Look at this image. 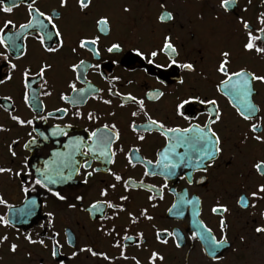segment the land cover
Masks as SVG:
<instances>
[{
	"label": "flooded vegetation",
	"instance_id": "obj_1",
	"mask_svg": "<svg viewBox=\"0 0 264 264\" xmlns=\"http://www.w3.org/2000/svg\"><path fill=\"white\" fill-rule=\"evenodd\" d=\"M29 2L31 0H4L6 5L15 3L17 6L11 13L0 11V27H3L4 21L12 20L16 26L12 31L18 30L20 24L30 19L27 8ZM161 4H165L166 9H162ZM35 7L48 14L58 13L55 22L64 43L63 47H59L56 39L46 40V45L59 48L53 53L46 52L34 38L33 30H28L33 35L17 42L21 52L26 50V54L21 55L18 60L15 56L19 53L13 52L10 55L17 68L13 70L7 62L0 60V79L5 80L4 84H0V126L9 129L6 132L0 131V167H10L13 172L24 168L25 172L32 173L31 176L22 177L0 174V195L14 205L15 209L24 208L26 201L33 199L38 205L30 216H13L14 227L0 225V236H8V241L0 244V264H136L137 260L140 264H150L149 258L154 251L164 256L162 262L157 260L155 264L260 262L264 256V234H257L254 229L264 226V216L261 215L264 213V199L253 201L251 193L259 184L264 183V177L256 174L252 168L254 162L264 160V144L253 140L241 143L244 134L248 132V122L239 118L229 98L222 90H217L221 76L216 72V67L221 51L227 50L231 53L232 70L245 68L257 75H264V53L247 52L243 49L246 33L239 23V18L243 17L253 30L264 27L258 21L260 14L264 13V0H236L235 6L227 13L219 8V0H92L91 7L83 11L79 9L77 0H68V6L64 8L60 7V0H36ZM125 7L131 10L125 12ZM165 10L172 12L176 19L160 23L157 17ZM101 17L109 20L106 32H101L96 23ZM48 30L52 31L51 27ZM254 34L258 33L254 31ZM96 36L100 38L96 45H88L84 49L78 47L80 39H93ZM165 36L172 37V42L179 51V61L192 63L195 72L176 66H164L168 63L164 53L155 58L149 55L162 46ZM112 43H119L121 51L108 53L107 48ZM260 46L264 47V44ZM74 47L77 48L75 53L72 52ZM89 49H98L100 55H93ZM136 49H140L144 56H137ZM149 59L153 63L150 64ZM80 60H85L86 65L98 64L99 67L85 66L73 72L71 65ZM45 63L52 67L41 79L36 73ZM26 68L30 69L28 89L23 86V71ZM8 75L12 77L11 80L7 79ZM77 75L80 79H76ZM113 77L119 79H112ZM181 79L183 84L179 83ZM44 80H47V84H44ZM71 83H75L78 89L83 88L84 92H72L69 88ZM109 89L124 96L131 93L138 99H143L148 116L171 127H187L189 122L202 125L207 122V115L213 108L212 105L196 102L185 105V115L189 117V121H185L175 115L174 111L175 104L180 99L192 95H198L201 99H215L223 113V123L218 127L222 140L226 141L224 153L207 174L193 172L192 168L176 169L174 175L167 180L168 187L163 189V200L149 201L150 193L144 189L125 192L121 182H116L103 169L111 168L124 180L143 181L159 188L165 183L162 175L144 176L143 173L146 167H151L146 165V161L158 158L157 153L163 150L166 140L156 128L145 130L147 118L143 113L131 116V112L138 109L135 103H125L121 96L110 94ZM155 90L162 91L165 95L158 101L148 100L146 93ZM25 91L29 92L30 103L41 105L39 113L24 103ZM45 92H50L51 95H44ZM61 95L75 98L76 102L61 100ZM98 96L110 99L112 103L104 104L96 98ZM5 97H11V100ZM252 98L260 107L259 115L264 122V84L255 82ZM122 103L124 107H120ZM57 109H67V113L58 112ZM76 112H80L81 116H75ZM89 112L100 119L89 121ZM48 113H52V116L46 121L37 119L31 126H20L10 118L11 114L27 120L37 114L47 116ZM132 122L137 126L136 132L130 127ZM105 123H115L120 131V139L113 145L116 150L114 164H105L103 158L93 160L92 168H100L101 171L87 178V184L83 182L85 170L81 169L70 181L52 185L54 191H61L69 198L67 201L57 200L39 186L32 190V181L38 175L36 169L43 170L46 162L50 168H55L56 165L51 161L57 158L52 153L73 152L70 139L83 137L87 140L90 131ZM57 124L62 127L71 125L66 128L68 136H51V131ZM29 132L36 138V143L25 148L24 145L31 139ZM39 132L49 138L44 140L38 135ZM137 135H143L144 140H139ZM13 141L16 143L13 144ZM9 145L17 153L16 157L11 156ZM121 148L122 152L119 151ZM137 148L139 152H131L136 165L132 167L127 157L132 149ZM75 159L82 161L84 157L76 153ZM189 172H193L197 181L203 176V182L189 185L186 179L180 178L186 177ZM109 183H116V189H109V195L101 197L100 189L107 187ZM22 187H29V192L24 193ZM185 189L189 196H199L202 203L197 218L210 227L217 238L220 237L221 217L211 213L210 209L217 202L229 209L224 216L229 225L227 232L230 246L217 250L222 257L219 261H213L204 253L201 241L190 238L194 230L191 206H182V217L167 211L176 202L177 194ZM78 194H83V201L73 199ZM120 195H128L129 200L119 201ZM240 195L247 196L256 207L241 208L237 203ZM97 199L123 203L126 211L113 216L112 209L105 208L103 212L97 211L91 215L83 210ZM68 203L76 204V208H68ZM152 204L157 206L153 208ZM144 208H147L153 219L145 220L140 217L138 223L132 224L128 212L139 217ZM49 212L54 214L51 225L48 223ZM5 214H10L9 209L0 205V215ZM105 216L112 218L105 219ZM112 228H115V232L111 236L106 235ZM164 229L179 230L183 234L185 238L180 248H176L173 239L166 235H162V239H168L167 245L156 240V230L163 232ZM140 232L143 233L145 242L137 246V233ZM26 235H31L34 240L43 239L47 246L30 244L25 239ZM124 235L133 239L125 241L122 239ZM240 237L244 238L243 241ZM57 240L60 247L58 255L53 257L51 252ZM117 240L122 246L126 245L123 250L127 260L121 258V248L113 247ZM9 243L19 246L16 253L9 251ZM84 247L106 253L110 259L93 257L87 252H81L75 258L72 256L73 252Z\"/></svg>",
	"mask_w": 264,
	"mask_h": 264
},
{
	"label": "snow or ice",
	"instance_id": "obj_2",
	"mask_svg": "<svg viewBox=\"0 0 264 264\" xmlns=\"http://www.w3.org/2000/svg\"><path fill=\"white\" fill-rule=\"evenodd\" d=\"M250 2V0H249ZM36 0H31V2L27 3V8L29 12L30 19L18 26V30L12 31L16 26L13 24L12 20L4 21L3 27H0V60L7 62L11 69L15 70L17 68V64L12 63L10 59V55L13 52L19 53L15 56V59H20L21 55L26 54V50L21 52L20 47L18 45V41L21 39H26L27 36L33 35L35 33L34 38L37 39L41 46L44 47V50L49 53H53L59 50V48H53L51 46L46 45V40L51 41L56 39L59 47H63V39L62 33L55 22V17L58 13L48 14L44 11H41L40 8L35 7ZM77 4L80 10H87L92 5V0H77ZM236 4V0H219V8L222 9L225 13H227L231 7H234ZM0 11L4 13H11L13 9L17 6L13 3L11 6L6 5L4 0H0ZM68 6V0H60V7L64 8ZM160 7L162 9H166L165 4H161ZM125 12H129L131 9L125 7L123 9ZM247 9H244L246 11ZM87 14V13H85ZM158 21L160 23L172 22L176 19L170 11H163L158 17ZM219 19V15L217 16ZM258 21L261 25H264V13H261ZM97 25L99 26V30L101 32L108 31L107 25L109 24V20L107 17H101L97 20ZM239 23L242 25L243 29L246 33V42L243 44V49L247 52H255L258 54L264 53V47H261V44H264V27H261L257 30H253L248 23V21L244 20L243 17L239 18ZM49 27H51L52 31H49ZM28 30H33V32H29ZM254 31L258 34H254ZM99 36L94 37L93 39H80L78 41V47L80 49L87 48L88 45H96L99 41ZM92 51L93 55L99 56L98 49H89ZM121 51V45L119 43H112L110 47L107 48L108 53L119 52ZM72 52H77V48H72ZM160 53H164L167 56L168 63L164 66H176L182 68L188 72H195L196 69L192 63L188 62H180L179 51L177 47L172 42L171 36H165L163 39L162 46L159 47L158 50L151 51L149 55L152 58L157 57ZM137 56H144V53L140 49H136ZM150 64L153 63L152 59L148 61ZM231 53L227 50H222L220 53V60L216 67V72L220 74L221 79L219 81V85L217 90H222L223 94L229 98V102L232 103L233 109H235L236 114L243 121L248 122V132L244 134L241 143H244L248 140H253L257 143L264 144V122L261 121L260 118V107L253 100V93L255 91V82H259L260 84H264V75H257L255 72H250L245 68H241L239 70H232L231 67ZM88 68H98L99 65L87 64L85 60H80L78 63L71 65L72 71L77 72L82 67ZM161 65H158L160 67ZM51 64H43L39 71L36 73L41 79L45 76L46 72L51 69ZM29 73L30 69H24L23 71V86L25 89L29 88ZM8 80H11L12 77L10 75L7 76ZM76 79H80L79 75H77ZM112 79H119L118 77H113ZM111 82V81H110ZM5 80L0 79V84H4ZM180 84H183L184 81L181 79L179 81ZM44 84H47V80H44ZM69 88L74 93H83V88H77L75 83L69 84ZM102 91V90H97ZM109 93L112 95L121 96L122 100L127 102L135 103L138 106L137 111L131 112V116L136 117L140 113H143L147 118V128L145 130L156 128L161 135L164 136L166 140V144L163 147V150L157 153L158 158L155 161L148 160L146 161V165L151 167H146L143 173L144 176H156L162 175L164 177L165 183L162 184L159 188L154 184H145L143 181L135 182L131 179L124 180V178L113 172L111 168H104L103 170L107 172L109 175L113 177L116 182H121L122 187L125 192H129L132 189H144L150 195L148 196L149 201L154 200H163V189L168 187L167 180L174 175L176 169L180 167L184 168H192L193 172H201L207 174L209 170L216 164V161L220 158L221 154L225 151V143L226 141L222 140L220 134V128L218 127L223 123V113L220 111L219 105L215 99L203 98L201 99L198 95L189 96L186 99H180L175 104V115L179 116L185 121H189V117L185 115V105H189L192 102H196L203 105H212V110L207 115V122L201 124L196 123H188L187 127L181 126H166L165 122L153 119L151 116H148L145 111V104L143 99H138L136 96L131 93L126 96L121 93L113 92L109 89ZM44 95H51L50 92H45ZM165 95L164 92L155 90L149 91L146 93V97L148 100L158 101ZM101 100L102 103L110 105L112 101L110 99H103V97H96ZM5 99L11 100V97H5ZM61 100L66 102L75 103V98H70L67 95H61ZM23 101L28 107L32 108L34 111L39 113L41 109V105L39 103H30L29 92L25 91L23 94ZM120 107H124V103L120 105ZM7 111V108L5 109ZM58 112L67 113V109H57ZM110 115H115V113H109ZM75 116H81L80 112L74 113ZM52 113H48L47 116L37 114L33 116L32 119H22L18 115H11L10 118L12 121L16 122L20 126H31L34 121L39 120H47ZM87 119L89 121L99 120L100 117L96 114L89 112L87 114ZM71 127V125L61 126L59 124L55 125L51 131V136H68V132L66 128ZM130 127L133 132L137 131V126L135 122L130 124ZM0 131H9V129L0 126ZM28 135L31 139L24 145L25 148H29L31 144L36 143V138L32 136V133L29 132ZM44 140H47L49 137L46 136L43 132L38 133ZM137 138L141 141L144 140L143 135H137ZM120 139V131L117 128L115 123L108 124L105 123L101 127L94 128L92 131L88 133V138L85 140L83 137H76L70 139V145L73 146V152H54L52 153L53 157L57 158L51 161L52 164H55V168H50L49 163L46 162L44 165V169H36L38 175L32 181L33 188L35 190V186H39L42 189H46L53 197H55L59 201H67L69 198L62 194L61 191H54L51 187L52 185L62 184L66 181H70L74 175H78L81 169H84V183H88L89 177H92L94 173L100 172V168H92L91 161L100 160L103 158V162L105 164H114L116 150L113 148V145ZM16 141H13L15 144ZM9 151L12 157H16L17 153L12 150L11 145H9ZM119 151H123V149H119ZM131 152H139V149H132L128 154V163L132 167H135V163L133 162V157ZM78 153L80 156L84 157V159L77 160L75 159V154ZM27 164L25 163V168ZM91 168V171L88 169ZM253 170L256 174L261 177H264V160H258L252 165ZM67 172V174H66ZM193 172L187 173L186 177H180L181 179H186L189 185L193 183H202L204 177L201 176L197 181L194 179ZM8 173L13 177H22L24 175L31 176L32 173L25 172L24 168H21L19 171L13 172V169L10 167H0V174ZM109 189L115 190L116 183H109L107 187L100 189L99 195L101 197H107L109 195ZM29 187H22V191L24 193L29 192ZM264 183L259 184L256 187V190L251 193L252 200H260L264 199ZM76 201H83V194H78L73 197ZM119 201L124 202L129 200L128 195H120L118 197ZM201 200L199 196L192 195L189 196L187 189H185L182 193L177 194L176 202L172 203L171 207L167 209L169 213H174L177 216L182 217L184 212L181 210L182 206H191L192 207V224L194 226V230L191 232L190 238L193 241H201L203 246V251L206 255H208L213 261H219L222 257L217 253L218 249L224 248L226 245H229V238L227 229L229 227L227 220L224 216L225 213L229 212V209L226 205L217 204L211 207L210 211L213 214L220 215L219 220V231L220 237L213 233V230L208 227L203 221L199 220L197 217L200 215ZM238 205L241 208L247 209L249 207L255 208L256 204L252 203L247 196L240 195L237 201ZM0 205L5 206L9 209L10 214L0 215V225L4 227H14L13 224V216L27 217L33 214L35 209L37 208L36 200H28L26 201L24 208L15 209L14 205L8 203V201L0 195ZM157 205L152 204V207L155 208ZM70 209H75L76 204L68 203L67 205ZM112 209L113 216H117L121 212H125L126 208L123 203H114L108 199H97L90 203L87 209H83L84 211L89 212V214H93L97 211L103 212V210ZM49 225L53 223L54 214L49 212ZM264 216V213H261ZM128 216L130 218V222L132 224H136L139 221L140 217H143L145 220H152L153 217L148 214L147 208H144L140 211L139 217L133 215L131 212H128ZM105 219H111L112 217H104ZM43 227V226H42ZM257 234H264V226H258L254 229ZM115 232V228L109 229L105 234L111 236ZM59 236V233H56ZM162 235H166L167 237H171L173 239V243L176 248H180L182 245V241L184 240L183 234L179 230L169 231L168 229H164L163 232L161 230H156L155 237L156 240L164 245L168 244V239L163 238ZM138 240L137 246L143 244L144 238L143 233H137ZM25 239L30 244H39L42 246H47L43 239L34 240L31 235H26ZM123 240L129 241L132 240L133 237L124 235L122 237ZM241 241H243V237H240ZM8 241V236L3 235L0 236V244H4ZM71 243V241H69ZM230 246V245H229ZM18 245L16 243H9L8 249L12 253H16L18 249ZM60 247V242L57 240L55 245L52 248L51 255L56 257L58 255V248ZM113 247L121 248V258L127 260L128 257L124 254V247L122 246L120 241L117 240ZM81 252H87L93 257H101L104 260H109L110 258L106 253L97 252L93 250L91 247H84L79 249L78 252H73L72 256L75 258ZM133 259H135L133 257ZM150 264H155L157 260L161 262L164 260V256L159 252H152L150 256ZM136 264H140L137 260Z\"/></svg>",
	"mask_w": 264,
	"mask_h": 264
},
{
	"label": "rangeland",
	"instance_id": "obj_3",
	"mask_svg": "<svg viewBox=\"0 0 264 264\" xmlns=\"http://www.w3.org/2000/svg\"><path fill=\"white\" fill-rule=\"evenodd\" d=\"M260 262H261V263H260ZM260 262H255V261L253 260V264H264V256H262V259H261Z\"/></svg>",
	"mask_w": 264,
	"mask_h": 264
}]
</instances>
